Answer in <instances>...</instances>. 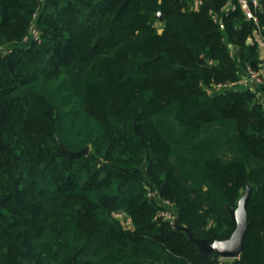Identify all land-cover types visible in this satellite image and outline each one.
I'll return each instance as SVG.
<instances>
[{"label":"trees","instance_id":"obj_1","mask_svg":"<svg viewBox=\"0 0 264 264\" xmlns=\"http://www.w3.org/2000/svg\"><path fill=\"white\" fill-rule=\"evenodd\" d=\"M246 1L251 17L239 0H0V264H264V4ZM247 67L262 82L234 88ZM248 187L241 254L202 253Z\"/></svg>","mask_w":264,"mask_h":264},{"label":"water","instance_id":"obj_2","mask_svg":"<svg viewBox=\"0 0 264 264\" xmlns=\"http://www.w3.org/2000/svg\"><path fill=\"white\" fill-rule=\"evenodd\" d=\"M158 17L161 20V13H158ZM162 29L159 30V33ZM88 148L83 149L80 152H70L71 156H80L86 154ZM249 187L247 188L245 194L240 199L238 203V208L235 211H231L232 219L236 224V229L229 239L214 241L209 243L205 239H195L196 243L199 245V249L204 254L215 253L218 257L223 259H236L241 254L242 251V240L245 236L246 229L248 227V219L246 214V204L245 200L249 194ZM121 213H123L121 211ZM174 228L180 230H186L179 222V216L176 215L174 221Z\"/></svg>","mask_w":264,"mask_h":264},{"label":"built area","instance_id":"obj_3","mask_svg":"<svg viewBox=\"0 0 264 264\" xmlns=\"http://www.w3.org/2000/svg\"><path fill=\"white\" fill-rule=\"evenodd\" d=\"M239 2L241 4L242 9L246 12L247 16L251 17V13L249 12V9H248V4H247L248 2L246 0H239ZM251 3L256 6L258 5L259 2L258 0H251ZM32 34L35 35L36 32L33 30ZM247 74L249 78L255 83L260 84L262 82V79L259 76V74L252 71L249 67H247ZM224 87L222 88L219 87V89L222 90L224 89ZM147 197L156 198L158 205L160 206V210L158 211L156 215V219L162 222H168L170 225L174 227V221L176 217L175 215L176 212L173 214L174 207L168 201H164L163 199H161L157 191L147 189ZM117 217L121 218L122 217L121 213H119ZM220 259H223V258H220Z\"/></svg>","mask_w":264,"mask_h":264},{"label":"crops","instance_id":"obj_4","mask_svg":"<svg viewBox=\"0 0 264 264\" xmlns=\"http://www.w3.org/2000/svg\"><path fill=\"white\" fill-rule=\"evenodd\" d=\"M264 4V0H263ZM232 6L229 4L227 5V9H230ZM254 40L258 43L259 46V59L263 61L264 65V42L260 38L258 33H254ZM253 41L251 39L248 40V43L251 44ZM249 55V54H248ZM261 72V71H260ZM236 89L239 90H247V89H255L257 88L255 85L253 86L252 80L249 78L248 74L246 72L243 73L240 81L233 86ZM259 95L264 101V86H260L257 88Z\"/></svg>","mask_w":264,"mask_h":264},{"label":"rangeland","instance_id":"obj_5","mask_svg":"<svg viewBox=\"0 0 264 264\" xmlns=\"http://www.w3.org/2000/svg\"><path fill=\"white\" fill-rule=\"evenodd\" d=\"M246 192V191H245ZM245 192H244V194H245ZM243 194V195H244ZM174 212H173V214L176 212V210H175V208H174V210H173ZM123 213H121V215H122ZM175 215H176V213H175ZM222 261H224V260H227V259H221Z\"/></svg>","mask_w":264,"mask_h":264}]
</instances>
